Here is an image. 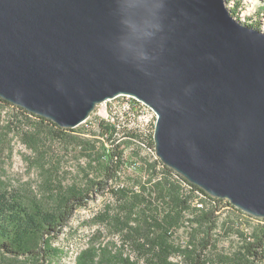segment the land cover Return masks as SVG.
I'll list each match as a JSON object with an SVG mask.
<instances>
[{
  "label": "water",
  "instance_id": "95a60500",
  "mask_svg": "<svg viewBox=\"0 0 264 264\" xmlns=\"http://www.w3.org/2000/svg\"><path fill=\"white\" fill-rule=\"evenodd\" d=\"M129 95L155 154L264 218V31L226 0H0V98L63 129Z\"/></svg>",
  "mask_w": 264,
  "mask_h": 264
},
{
  "label": "trees",
  "instance_id": "16d2710c",
  "mask_svg": "<svg viewBox=\"0 0 264 264\" xmlns=\"http://www.w3.org/2000/svg\"><path fill=\"white\" fill-rule=\"evenodd\" d=\"M242 23L260 29L256 17ZM0 107L12 108L10 116L17 118L19 135L29 148L39 152L42 137L72 142L88 152L90 160L82 183L59 187L47 200L29 203L0 194V264H46L50 241L57 240L75 212L87 208L94 193L102 191L109 192L114 204L95 221L131 248L136 262L131 258L124 264H264V218L212 198L165 166L155 154V131L119 132L104 120L95 127L63 129L1 98ZM130 168L138 176L124 185L122 174ZM225 207L229 213L221 219ZM223 235L239 240L220 248Z\"/></svg>",
  "mask_w": 264,
  "mask_h": 264
},
{
  "label": "rangeland",
  "instance_id": "374dc122",
  "mask_svg": "<svg viewBox=\"0 0 264 264\" xmlns=\"http://www.w3.org/2000/svg\"><path fill=\"white\" fill-rule=\"evenodd\" d=\"M226 2L244 22L256 17L260 30L264 31V0ZM104 109L99 108L96 116L103 117ZM12 112L11 107H0V194L32 203L47 200L59 187L68 189L82 183L85 171L89 169V153L78 149L76 143L51 142L45 137L40 140L39 152L29 148L21 140L17 118L10 116ZM87 139L94 138L88 135ZM136 173L131 168L124 171V185L132 183L138 176ZM113 204L109 192L94 193L89 206L77 210L64 233L50 241L48 246L52 252L46 264H124L123 260L131 258L136 262L134 253L123 244L120 235L95 221L106 206ZM224 210L221 219L229 213L228 208ZM237 240L236 236L226 239L223 235L219 246L229 248L232 241ZM40 263L43 261L39 260Z\"/></svg>",
  "mask_w": 264,
  "mask_h": 264
},
{
  "label": "built area",
  "instance_id": "2783aa9c",
  "mask_svg": "<svg viewBox=\"0 0 264 264\" xmlns=\"http://www.w3.org/2000/svg\"><path fill=\"white\" fill-rule=\"evenodd\" d=\"M102 107H105V114L97 117L96 114ZM103 120L114 125L119 132L154 133L158 116L145 103L132 96L122 95L99 105L81 126L89 124L95 127Z\"/></svg>",
  "mask_w": 264,
  "mask_h": 264
}]
</instances>
